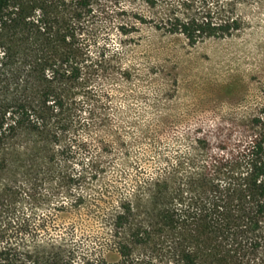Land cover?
Instances as JSON below:
<instances>
[{"label": "trees", "instance_id": "trees-1", "mask_svg": "<svg viewBox=\"0 0 264 264\" xmlns=\"http://www.w3.org/2000/svg\"><path fill=\"white\" fill-rule=\"evenodd\" d=\"M107 1L120 0H0V264H264V117L229 125L220 152L205 144L189 171L135 179L133 191L92 187L99 156L78 171L58 161L92 113L99 61L86 20ZM147 1L163 8L157 28L191 44L233 36L243 5L264 7Z\"/></svg>", "mask_w": 264, "mask_h": 264}, {"label": "rangeland", "instance_id": "rangeland-1", "mask_svg": "<svg viewBox=\"0 0 264 264\" xmlns=\"http://www.w3.org/2000/svg\"><path fill=\"white\" fill-rule=\"evenodd\" d=\"M162 12L147 0L107 1L86 20L99 61L89 86L92 113L71 128L58 161L78 171L99 156L104 178L93 188L128 192L135 179L189 171L205 144L221 151L229 125L264 117V7L243 5L241 31L196 44L157 28Z\"/></svg>", "mask_w": 264, "mask_h": 264}]
</instances>
